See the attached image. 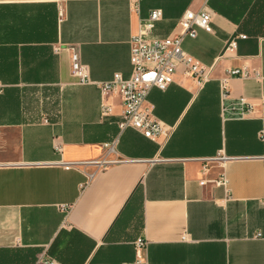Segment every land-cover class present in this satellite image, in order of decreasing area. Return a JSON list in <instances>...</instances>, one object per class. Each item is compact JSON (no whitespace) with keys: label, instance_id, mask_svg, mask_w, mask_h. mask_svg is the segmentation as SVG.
<instances>
[{"label":"crops","instance_id":"obj_1","mask_svg":"<svg viewBox=\"0 0 264 264\" xmlns=\"http://www.w3.org/2000/svg\"><path fill=\"white\" fill-rule=\"evenodd\" d=\"M219 2L235 0L209 1L212 34L196 29L182 43L210 80L198 86L179 68L149 92L145 105L170 132L151 142L119 129V96L101 116L100 93L75 84L68 50L92 83L127 79L140 23L159 10L151 37L175 36L203 0H0V251L33 264H264V37L210 8ZM235 70L248 77L228 78L222 100ZM237 99L252 115L221 116ZM103 157L118 163L83 166Z\"/></svg>","mask_w":264,"mask_h":264},{"label":"built area","instance_id":"obj_2","mask_svg":"<svg viewBox=\"0 0 264 264\" xmlns=\"http://www.w3.org/2000/svg\"><path fill=\"white\" fill-rule=\"evenodd\" d=\"M203 0L202 7L197 13L186 11V13L177 22L178 33L168 38H152V32L155 24L161 19V12L154 10L149 14L146 20L140 23L138 34L130 39V65L131 76L123 79L121 75L116 74L109 82H91L87 68L81 63L77 51L69 48L71 68L70 75L75 80L76 85H95L100 93V111L101 116H109L111 108L105 106L103 101L109 95H117L120 98L122 106V115L118 127L120 130L126 128L132 129L142 137L151 142H155L159 137L169 138L168 129L159 121L152 117L151 109L145 104L149 92L152 89L165 91L173 82L175 72L181 68L185 77L193 79L198 86L210 80L211 68L202 67L192 57L186 55L182 50L184 39L196 38V29L203 30L212 34L211 13L207 9V2ZM238 38L245 40L246 37L239 35ZM235 41L230 42L229 48H234ZM247 78L246 71H228L226 79L222 80L221 97L222 100L228 98L226 80L231 77ZM253 109L243 99H237L228 106H221V116L227 119H243L252 115ZM117 140L105 145L106 153L113 150ZM53 150L56 155L61 156L62 146L55 139L53 141ZM225 160V158H221ZM220 159V160H221ZM118 163L114 159L103 157L92 163H86L83 166L92 167L95 171ZM93 174H87L90 179ZM220 187L226 186L224 176L217 182ZM259 236V235H258ZM136 247L142 249L144 243L137 240ZM49 264H54L50 262Z\"/></svg>","mask_w":264,"mask_h":264},{"label":"trees","instance_id":"obj_3","mask_svg":"<svg viewBox=\"0 0 264 264\" xmlns=\"http://www.w3.org/2000/svg\"><path fill=\"white\" fill-rule=\"evenodd\" d=\"M209 6L217 14L222 15L233 24H237L240 32L246 36L264 37V3L261 0H235L233 4L224 5L219 2ZM33 263L34 259L28 252L0 251V264Z\"/></svg>","mask_w":264,"mask_h":264}]
</instances>
